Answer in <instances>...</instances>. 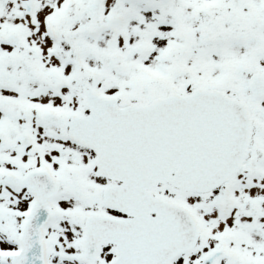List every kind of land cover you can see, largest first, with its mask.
<instances>
[{
  "label": "snow or ice",
  "instance_id": "1",
  "mask_svg": "<svg viewBox=\"0 0 264 264\" xmlns=\"http://www.w3.org/2000/svg\"><path fill=\"white\" fill-rule=\"evenodd\" d=\"M0 264H264V0H0Z\"/></svg>",
  "mask_w": 264,
  "mask_h": 264
}]
</instances>
